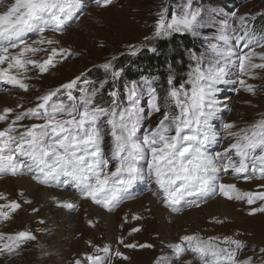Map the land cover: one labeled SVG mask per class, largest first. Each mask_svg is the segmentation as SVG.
Instances as JSON below:
<instances>
[{
  "label": "snow or ice",
  "instance_id": "snow-or-ice-1",
  "mask_svg": "<svg viewBox=\"0 0 264 264\" xmlns=\"http://www.w3.org/2000/svg\"><path fill=\"white\" fill-rule=\"evenodd\" d=\"M113 2L96 0L99 7H108ZM0 6L4 7L0 12V83L26 94L36 93L31 106L19 103L16 108L0 111V125H4L0 128V176H28L43 187L71 189L81 199L109 213L119 208L136 186L145 181L158 186L153 194L172 212L178 213L185 206L200 207L209 198L222 196L248 206L259 203L258 207H250L249 215L264 213V191H242L235 184L221 182L226 173L243 175L247 181H264V119L239 131L234 130L235 123H225L223 127L234 142L223 146L222 151H211L218 142L213 122L221 110L219 85L228 83L232 66L248 80L261 79L257 73L264 72V52L255 51V47L264 49V33L257 34L250 28L249 18H237L238 27L225 24L204 53L193 55L195 67L187 82L190 92L176 87L171 72L163 92L150 82L145 85L132 82L126 85V91H121L117 81L124 70L116 68L111 60L100 65L105 78L99 84L81 75L41 92L28 83L33 79L29 72L44 76L58 62L73 55L69 49L55 47L59 42L48 38L46 33L65 31L87 5L84 0H14L7 5L0 0ZM157 16L152 37L145 38L149 42L176 33L197 37L201 29L213 26L211 19H203L202 9L194 6L193 0H180L170 19L168 7L162 8ZM31 36L39 39L30 43ZM233 40L252 47V51L239 53ZM151 50L156 51L154 47ZM138 51L132 46L130 55H137ZM41 54L43 58L38 59ZM205 63L209 65L206 70ZM239 84L249 94H256L255 86L245 79H240ZM145 91L153 114L160 119L156 127L141 136L144 120L141 97ZM173 106L179 109L178 114ZM102 120L109 126L107 129L100 127ZM106 135L111 138L107 153ZM259 187L264 189V183ZM18 195L24 197L23 191ZM0 201H5L0 203V221L13 219L23 204H32L26 198L23 203L9 201L2 193ZM53 201L56 208L69 213L79 209V204L71 200L53 197ZM89 225L95 226L92 221ZM36 240V235L28 230L0 233V255H20L25 245ZM88 243L98 254L86 255L74 264H109L112 247ZM120 243L124 241L121 239ZM168 247L177 260L190 252L200 264H253L255 259L254 256L239 258L248 245L235 237L204 239L190 234ZM249 250L257 252L254 248ZM258 252L264 257V248ZM114 255L128 259L119 251ZM157 264H171V261L164 256Z\"/></svg>",
  "mask_w": 264,
  "mask_h": 264
},
{
  "label": "rangeland",
  "instance_id": "rangeland-1",
  "mask_svg": "<svg viewBox=\"0 0 264 264\" xmlns=\"http://www.w3.org/2000/svg\"><path fill=\"white\" fill-rule=\"evenodd\" d=\"M13 2L14 0H5L4 4L7 5ZM193 2L194 6L202 9L203 19L206 21L211 19L213 26L201 29V34L197 37L189 33H176L190 36L193 41L199 44L196 50L186 53L189 60L187 71L183 74L186 80L178 87H184L189 92L191 91V86L187 82L190 78V73L195 67L193 55L204 53L208 48L209 42H215L213 38L219 34L225 24L238 27L237 18L247 17L249 18L248 24L250 28L257 24L255 32L257 34L264 33V27H261L264 26V0H193ZM84 3L87 5L85 10L78 14L75 21L65 31L62 33H46L48 38L59 42L55 47L69 49L73 55L63 62H58L56 67L52 68L44 76L29 72L33 79L28 81V83L33 88H39L43 92L59 87L63 83L81 75L87 76L90 80L88 73L94 68L100 72V78L95 80L99 84L105 78V73L100 68V65L104 62L111 60L118 68L117 60L121 59L123 55L134 58L141 55L145 49H148L150 54L154 53L151 48H155V43L158 40L149 42L145 38L153 35L154 25L158 19L157 13L162 8L168 7L170 19L175 6L180 3V0H114L113 4L108 7L97 6L96 0H84ZM1 8L4 11V7L1 6ZM32 39H39V37H30V43ZM233 44L241 54L252 51V47H245L239 41L233 40ZM146 45L147 47H145ZM132 46L139 50L137 55H130ZM255 51L261 53L264 52V49L255 47ZM113 57H115V60H113ZM37 58H43V54ZM208 66L207 63L204 64L205 70ZM257 74L261 79L248 80L247 77L239 75L238 69L232 66L228 83L219 85L217 96L221 110L218 114V119L213 122L218 142L212 146L211 151H222L223 146H226L229 142H234L232 138L228 137L227 130L223 127L225 123H235L237 128L234 130L239 131L243 128L251 127L254 123L264 119V72H258ZM240 79H245L247 83L253 84L256 94L252 95L246 92L244 87L239 84ZM130 83L132 82L122 85L125 88L123 89L124 91L127 90L126 85ZM117 87L120 89V85ZM35 95L36 93L34 92L26 94L14 89L11 85H5L0 88V111L6 107L16 108L19 103L31 106ZM141 108L144 110V120L139 135L142 136L149 128L157 126V121L160 117L153 114L150 107V98L146 91L141 97ZM17 110L19 111V109ZM173 110L177 114L179 113V109L175 108V106H173ZM25 123H31V121H26ZM3 127L4 125H0V128ZM100 127L107 129L109 126L105 120H102ZM110 139V136H105L104 147L106 153L110 147ZM234 159L238 160L236 157ZM112 163L114 164V162ZM142 163L145 167L147 166V161ZM6 179H14V177L10 175L0 176V180ZM221 182L235 184L242 191H264V189L259 187L264 181L258 179L247 181L243 175L236 176L232 173H226ZM37 185L45 189L69 193L72 197L77 198L78 202L81 201V204L77 202L79 204L78 211L71 212L73 219L78 220L81 226L77 233L74 232L58 242L56 236L49 232L48 228H50V225L48 221L44 220L45 224L30 221L26 218L30 215L23 214L21 208L17 213L13 214V219L0 221V233L14 234L18 231L28 230L36 235L37 240L25 245L20 255H0V264H43L51 256V253L58 251L62 253V256H57L55 258L56 262L54 261L52 264H74L76 260H83L86 255L98 254L89 245V241L96 246L112 247L113 255L109 264H157V261L164 256L169 258L171 264H189V262L190 264H200V261L190 252L177 260L168 247L169 244L179 243L180 238L184 235L190 234L199 235L204 239L209 237L220 239L235 237L240 239L248 245V248L244 250L243 255L239 258L243 260L247 256H254L253 264H264V257L258 252L260 248H264V213L248 214L250 207H258L260 206L259 203L248 206L243 202L229 201L222 196H215L214 198H209L207 202L201 203V206L204 207V205L207 206L218 202L221 204L218 208H213V205H211L208 209L201 211L199 209L201 206H185L180 212L176 213L165 208L160 198L153 194L154 191L158 190V186L154 182L150 184L145 181L138 184V192L136 191L137 193L133 197L127 199L119 208L109 213L90 201L81 199L71 189L64 191ZM0 193L6 195L9 201H21L23 198L18 195L19 191L7 192L1 190ZM147 197L155 198L158 201L157 204L167 213V215L166 213L164 214L165 220L161 223V226L165 224V229L163 227L154 228L150 224V222H153V218L151 215L152 209L149 211V203L144 200ZM0 203H5V201H0ZM85 204L97 207L107 214L115 215L113 218V223L115 224L112 231L113 236H109L110 233L101 224L98 216L90 214L92 210L89 206H86V212ZM50 208H56L55 204H49L47 210ZM194 209L196 212L190 213ZM207 211L210 213L208 214ZM57 213L59 212L55 210L53 216L57 215ZM170 214L179 218L172 219L169 216ZM135 216H140L141 219L136 220L133 218ZM216 219H222L225 222L218 224L214 222ZM89 221H92L95 226H90ZM75 226L76 224L73 229ZM137 228L140 231H134ZM121 239L124 241L123 244L120 243ZM128 244H134L137 247H126L125 245ZM140 245H152L153 247L142 248ZM57 246H60V249ZM252 248L257 249V252L254 253L249 250ZM41 251H43L42 255L40 254ZM115 251L121 252L128 259L116 257L114 255Z\"/></svg>",
  "mask_w": 264,
  "mask_h": 264
},
{
  "label": "bare ground",
  "instance_id": "bare-ground-1",
  "mask_svg": "<svg viewBox=\"0 0 264 264\" xmlns=\"http://www.w3.org/2000/svg\"><path fill=\"white\" fill-rule=\"evenodd\" d=\"M2 11L3 10L0 6V12H2ZM1 190L7 191V192H9V191L10 192L11 191L12 192L23 191L24 197L22 198L21 202L23 203V199L26 198V199H31L32 204H30V205L29 204H23L22 213L25 215L29 214L30 216H27L26 218L29 219L30 221L39 222L42 219L45 221H48L50 228H48V227L47 228L49 229L50 233H52L53 235L56 236V240L58 242L65 239L68 235H72L74 232L77 233L79 230V227L81 226L79 224L78 220L76 221L75 219H73L72 213H69L66 211H61L57 208H54V209L50 208L49 210H47V206L51 203H54L53 197H57V198H60L62 200H71V201H74L77 203L78 199L75 197H72L69 193H65V192L61 193V192H57V191L52 190V189L50 190V189L42 188V187L38 186L37 184H35V182L33 180H31L30 178L25 177V176L14 177V179L0 180V191ZM144 200H147V202L149 203V208H148L149 211L152 209L151 215L153 218V220H152L153 222H150V224L154 228H156V227L162 228L163 227L165 229V224H163L161 226V223L165 220L164 214L166 212H164L163 209L159 206V204H157L158 201L155 198L147 197ZM144 200H143V203H144ZM78 203L81 204V201ZM211 205H213V208H218V207H220L221 204H219L218 202H215L214 204H210L207 206L204 205V207L201 206L199 209L201 211H203V210L208 209V207H210ZM86 206H89L90 209L92 210V212H90V214L98 216L100 218L101 224L104 225L107 228V231L110 233L109 236H113L112 231H113L114 225H115L113 223V218L115 215H110V214H107L105 212H102L99 208L93 207L89 204L84 205L86 212H87ZM34 208H38L39 211L33 212L32 209H34ZM55 210L59 213H57V215L53 216ZM195 212H196V210L194 209L190 213H195ZM207 213L209 214L210 212L207 211ZM166 215H167V213H166ZM169 216L172 219L179 218V217H175L172 214H170ZM169 216H167V217H169ZM75 224H76V226L73 229ZM57 247H59V249H60V246H57ZM42 252L43 251L40 252L41 255L43 254ZM59 255L62 256V253L60 251H58L56 253H51V256H49V258H47L43 262V264H52L55 261V258ZM65 262H66V260H65Z\"/></svg>",
  "mask_w": 264,
  "mask_h": 264
},
{
  "label": "trees",
  "instance_id": "trees-1",
  "mask_svg": "<svg viewBox=\"0 0 264 264\" xmlns=\"http://www.w3.org/2000/svg\"><path fill=\"white\" fill-rule=\"evenodd\" d=\"M256 25H253L254 30ZM198 45L190 36L175 34L170 38L159 39L155 43L156 51L152 54L145 49L141 55L134 58L123 55L117 60L118 69L123 68L124 70L117 86L120 85V90L124 91L125 88L122 86L124 83L137 82L145 85V82H150L163 92L168 87L166 79L171 72L175 77L176 87H180L186 80L183 74L189 66L186 53L196 50ZM88 74L92 81L100 78V72L95 68ZM104 99L107 100L108 97L105 95Z\"/></svg>",
  "mask_w": 264,
  "mask_h": 264
}]
</instances>
